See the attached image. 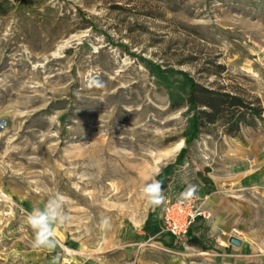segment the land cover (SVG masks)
<instances>
[{"label":"rangeland","instance_id":"374dc122","mask_svg":"<svg viewBox=\"0 0 264 264\" xmlns=\"http://www.w3.org/2000/svg\"><path fill=\"white\" fill-rule=\"evenodd\" d=\"M95 73L103 89L87 86ZM184 73L262 117L235 136L206 125L186 145ZM2 119L0 264H264V0H7ZM161 173L165 200L189 185L202 208L210 193L231 200L242 244L204 230V250L166 232L165 200L151 209L142 192ZM55 195L70 220L54 251L35 249L27 215Z\"/></svg>","mask_w":264,"mask_h":264},{"label":"trees","instance_id":"16d2710c","mask_svg":"<svg viewBox=\"0 0 264 264\" xmlns=\"http://www.w3.org/2000/svg\"><path fill=\"white\" fill-rule=\"evenodd\" d=\"M4 2H7V0L0 1L1 4ZM160 71L159 75L167 79V76L163 74V70ZM184 75L185 82L182 84V88L185 93L184 99L188 110L185 130L186 145L196 139L203 132V128L206 125L219 123L224 126L226 134L235 136L240 131L243 123L252 124L256 118L262 117L260 105L247 100L238 92L208 86L196 81L187 73H184ZM171 93L173 96L174 93ZM178 99L176 101H179ZM186 145L181 148L176 158L178 164H181L182 158H184L187 149ZM168 168H166V171ZM202 178L207 186H211V179L208 176L203 175ZM158 180L162 181V186L165 188L167 179L164 173L158 176ZM186 240L189 244L200 246L204 250L208 249V245L202 241L200 236L191 235Z\"/></svg>","mask_w":264,"mask_h":264},{"label":"clouds","instance_id":"9594fccd","mask_svg":"<svg viewBox=\"0 0 264 264\" xmlns=\"http://www.w3.org/2000/svg\"><path fill=\"white\" fill-rule=\"evenodd\" d=\"M89 88L103 89L105 82L100 78L99 73L90 74L86 81ZM158 174V173H157ZM142 192L147 205L151 209L160 206L164 200L162 181L150 177L142 187ZM184 201H195L198 199V186L189 185L181 194ZM66 200L55 195L50 197L43 208H36L27 215V223L34 233L32 247L35 249H44L52 252L58 246L56 238V229L66 225L70 217L65 212ZM101 227L108 229L111 227L110 217H103L100 221Z\"/></svg>","mask_w":264,"mask_h":264},{"label":"built area","instance_id":"2783aa9c","mask_svg":"<svg viewBox=\"0 0 264 264\" xmlns=\"http://www.w3.org/2000/svg\"><path fill=\"white\" fill-rule=\"evenodd\" d=\"M5 125L6 120H0V129H3ZM200 215L209 216L201 209L196 200L193 202L191 200L184 201L181 197L167 198L162 209L164 230L176 239L183 240L188 237L190 228ZM223 234L228 238L236 236L242 239L243 237V231L237 226H231Z\"/></svg>","mask_w":264,"mask_h":264},{"label":"crops","instance_id":"0c3cea01","mask_svg":"<svg viewBox=\"0 0 264 264\" xmlns=\"http://www.w3.org/2000/svg\"><path fill=\"white\" fill-rule=\"evenodd\" d=\"M206 196V199H208L204 202V208L200 207L209 216L206 217L207 220H201L203 216L200 215L190 228L188 236H202L204 230L212 231V236L215 234L219 235L220 232L223 234L230 226L235 225L233 219L235 210L232 208L234 205L231 206L230 204L231 200L229 201L225 196L216 193H210Z\"/></svg>","mask_w":264,"mask_h":264},{"label":"water","instance_id":"95a60500","mask_svg":"<svg viewBox=\"0 0 264 264\" xmlns=\"http://www.w3.org/2000/svg\"><path fill=\"white\" fill-rule=\"evenodd\" d=\"M229 243L235 246H240L242 244V239L236 236H230L228 239Z\"/></svg>","mask_w":264,"mask_h":264}]
</instances>
